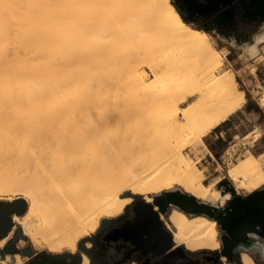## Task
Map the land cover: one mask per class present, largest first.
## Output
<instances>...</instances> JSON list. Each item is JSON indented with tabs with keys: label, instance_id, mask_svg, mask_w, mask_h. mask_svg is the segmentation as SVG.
Masks as SVG:
<instances>
[{
	"label": "bare ground",
	"instance_id": "6f19581e",
	"mask_svg": "<svg viewBox=\"0 0 264 264\" xmlns=\"http://www.w3.org/2000/svg\"><path fill=\"white\" fill-rule=\"evenodd\" d=\"M244 104L225 54L172 0H0V195L28 200L26 229L53 251H75L128 193L218 200L197 149ZM226 175L263 189L264 152ZM174 207L177 243L222 247L214 218Z\"/></svg>",
	"mask_w": 264,
	"mask_h": 264
},
{
	"label": "rangeland",
	"instance_id": "374dc122",
	"mask_svg": "<svg viewBox=\"0 0 264 264\" xmlns=\"http://www.w3.org/2000/svg\"><path fill=\"white\" fill-rule=\"evenodd\" d=\"M172 1L191 26L209 33L211 43L225 54L226 66L233 71L239 88L244 91L243 107L232 114L225 124L214 129L209 136L205 137L207 133L203 136L207 148L201 144L197 149L199 157L202 156L201 166L207 169L206 184L212 183L214 189L221 192L220 198L213 199L212 203L225 204L236 194L246 196L251 193L247 187L232 182L226 175L227 169L249 152L257 155L264 152V105L261 103L264 92V0ZM253 43H256L259 50L254 49ZM190 103L191 100L180 108ZM151 110L153 113H162L165 105L155 98L151 103ZM184 152L195 158L191 150L186 149ZM162 193L164 192L150 193V196L154 199ZM3 194L0 198H13L6 201L7 203H14L16 198L21 197V194ZM139 195L145 198V194ZM219 231L220 234L223 233L220 226ZM223 261L229 264L227 258ZM255 263L264 264V259L257 257Z\"/></svg>",
	"mask_w": 264,
	"mask_h": 264
},
{
	"label": "flooded vegetation",
	"instance_id": "af4514ba",
	"mask_svg": "<svg viewBox=\"0 0 264 264\" xmlns=\"http://www.w3.org/2000/svg\"><path fill=\"white\" fill-rule=\"evenodd\" d=\"M156 198H165L166 201L167 196L164 192L152 201H147L139 195L118 215L104 217L97 230L91 231L79 240L75 251L68 248L52 251L36 243L26 229L32 220H23L28 208L24 213L14 210L11 217L16 218V221L3 238L5 239L3 245L12 243L15 247L12 255L18 261L17 264H85L86 258L88 264H157L164 255L161 252L164 240L172 239L173 246L170 250L181 243L176 242L175 227L169 219L175 207L167 203L163 210ZM141 200L151 205L139 204ZM227 202L221 205L211 202V211L216 212L215 206L224 208ZM192 215L195 217L201 213ZM184 248L191 259H199L201 264H226L217 250L190 251L185 245ZM27 251H30V254ZM243 253L244 251L241 258ZM257 257L259 256L255 254L253 257L255 261ZM0 264L11 263L0 260Z\"/></svg>",
	"mask_w": 264,
	"mask_h": 264
},
{
	"label": "water",
	"instance_id": "95a60500",
	"mask_svg": "<svg viewBox=\"0 0 264 264\" xmlns=\"http://www.w3.org/2000/svg\"><path fill=\"white\" fill-rule=\"evenodd\" d=\"M165 194L166 201L165 198H156L163 210L168 203L190 215L201 213L217 221L221 230L225 232L223 235L220 234L222 248L219 253L226 256L228 263L241 264L242 251L250 249L251 245L257 242L264 243V188L246 196L236 194L224 208L215 206L216 212L211 211L210 203L199 200L181 189L166 191ZM127 195L132 197V201L139 196V194L131 193ZM8 200H13V198H0V242L16 221V218L11 217L12 211L24 213L29 207V202L26 199L16 198L14 203H7ZM139 204L151 205L144 200H141ZM172 246V239L164 240L161 251L164 255L157 264H201L199 259H191L187 255L183 244L170 250ZM14 251L15 247L12 243L0 245V260L5 263L17 264L18 261L12 255ZM27 252L30 254V251Z\"/></svg>",
	"mask_w": 264,
	"mask_h": 264
},
{
	"label": "clouds",
	"instance_id": "9594fccd",
	"mask_svg": "<svg viewBox=\"0 0 264 264\" xmlns=\"http://www.w3.org/2000/svg\"><path fill=\"white\" fill-rule=\"evenodd\" d=\"M250 251L258 255L261 259H264V243L257 242L251 245ZM246 259L247 264H255V262L251 259L250 256H247Z\"/></svg>",
	"mask_w": 264,
	"mask_h": 264
},
{
	"label": "crops",
	"instance_id": "0c3cea01",
	"mask_svg": "<svg viewBox=\"0 0 264 264\" xmlns=\"http://www.w3.org/2000/svg\"><path fill=\"white\" fill-rule=\"evenodd\" d=\"M226 122H227V121H225V122L222 123L221 125L225 124ZM221 125H219V126H221ZM219 126H218V127H219ZM218 127H216V128H218ZM216 128H215V129H216ZM213 130H214V129H213ZM213 130L209 131V132L207 133V135H205V137H206V136H209Z\"/></svg>",
	"mask_w": 264,
	"mask_h": 264
},
{
	"label": "trees",
	"instance_id": "16d2710c",
	"mask_svg": "<svg viewBox=\"0 0 264 264\" xmlns=\"http://www.w3.org/2000/svg\"><path fill=\"white\" fill-rule=\"evenodd\" d=\"M245 250L248 251L251 255H253V257L255 256V254L251 252L250 249H245Z\"/></svg>",
	"mask_w": 264,
	"mask_h": 264
}]
</instances>
